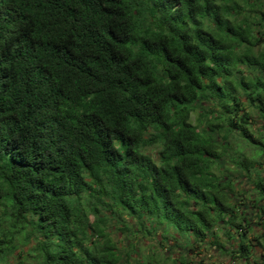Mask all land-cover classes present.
Masks as SVG:
<instances>
[{
    "label": "trees",
    "instance_id": "16d2710c",
    "mask_svg": "<svg viewBox=\"0 0 264 264\" xmlns=\"http://www.w3.org/2000/svg\"><path fill=\"white\" fill-rule=\"evenodd\" d=\"M160 228L264 264V0H0V264H158Z\"/></svg>",
    "mask_w": 264,
    "mask_h": 264
},
{
    "label": "rangeland",
    "instance_id": "374dc122",
    "mask_svg": "<svg viewBox=\"0 0 264 264\" xmlns=\"http://www.w3.org/2000/svg\"><path fill=\"white\" fill-rule=\"evenodd\" d=\"M195 115L192 114L191 119L194 121ZM157 148L150 149V154L153 156L154 159H157L156 155ZM238 182L239 180H235ZM237 188L239 189L238 191H244L248 189L250 186L247 182L243 181L241 183H238L236 185ZM246 198V197H245ZM90 218H93L92 215L89 213ZM128 222L130 224H133V221L131 218H127ZM134 225V224H133ZM259 229L255 228L253 231V235H256L259 233ZM234 233V238L232 240H228L225 238V235L221 232H219V238L218 240L226 246V248H234L237 246L236 244V234L235 231ZM115 240H118L120 245L126 244V240H124L123 236L121 233L118 231H115L112 235ZM164 237L168 238L167 240H164ZM174 239L171 237H168V235L163 233L162 229L160 228L156 236L154 238H143L137 239L135 243L137 246L140 247V256L145 255V254H152L153 257L157 258V261L159 262L158 264H173V260H176V263L179 261V257L182 256L183 251L179 248L172 247L171 245L174 243ZM259 246L256 245L255 251L253 252L254 254L258 255ZM187 260V264H198V262H204L205 264H219L223 262L226 264L229 259V255L221 252L218 248L216 247H211V246H205L202 245L200 248H195L193 251L188 252L187 254H183ZM253 257L250 258L249 262H245L243 259L237 258V263L236 264H259L261 262L259 257ZM139 256V257H140ZM164 258H168V261H163ZM15 259V258H11ZM17 259V258H16ZM14 260L13 262H16L17 260ZM154 262V263H157Z\"/></svg>",
    "mask_w": 264,
    "mask_h": 264
},
{
    "label": "built area",
    "instance_id": "2783aa9c",
    "mask_svg": "<svg viewBox=\"0 0 264 264\" xmlns=\"http://www.w3.org/2000/svg\"><path fill=\"white\" fill-rule=\"evenodd\" d=\"M219 264H224L223 262L219 263Z\"/></svg>",
    "mask_w": 264,
    "mask_h": 264
},
{
    "label": "crops",
    "instance_id": "0c3cea01",
    "mask_svg": "<svg viewBox=\"0 0 264 264\" xmlns=\"http://www.w3.org/2000/svg\"><path fill=\"white\" fill-rule=\"evenodd\" d=\"M255 228H257V227H255ZM258 229V228H257ZM260 250V249H259ZM261 251V250H260ZM259 253V252H258Z\"/></svg>",
    "mask_w": 264,
    "mask_h": 264
}]
</instances>
